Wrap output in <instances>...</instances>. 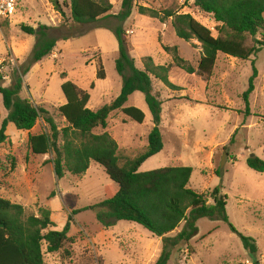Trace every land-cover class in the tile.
<instances>
[{"label": "rangeland", "instance_id": "1", "mask_svg": "<svg viewBox=\"0 0 264 264\" xmlns=\"http://www.w3.org/2000/svg\"><path fill=\"white\" fill-rule=\"evenodd\" d=\"M109 2L110 15H116L121 0ZM134 6L189 14L213 37L217 36L218 24L211 15L195 8L193 0H134ZM116 24L113 17L90 25L73 23L69 0H58V7L52 0H19L15 13L6 20L0 19V85L9 86L12 71L21 72L28 66L20 96L46 110L58 130L67 127L58 112L65 104L61 74H65V81L89 94L87 108L91 111L108 105L120 93L121 79L115 71L117 41L109 30ZM39 26L49 28L47 37L57 42L48 56L30 63L36 39L25 34L22 27ZM122 28L136 69H143L144 58H151L156 66H170L168 80L179 88L170 90L152 78L153 91L163 101L159 126L163 148L146 160L138 172L191 168L188 187L198 194L220 187L227 198L229 224L241 235L252 238L257 247L256 254L249 255L228 224L202 218L196 222L197 235L188 243L192 253L188 250L185 260L183 252L174 249L167 264H264V172L257 173L246 165L250 155L264 162V46L246 61L218 53L212 74L205 79L175 68L171 55L163 51L162 47L177 48L179 56L194 67L201 55L196 41L185 42L175 36L170 19L160 23L138 15L134 8ZM254 41L264 43V32L247 38L246 46L256 47ZM99 63L104 73L102 80L95 77ZM253 68L257 76L247 115L242 95ZM91 83L93 89L89 88ZM124 107H135L145 116L143 123L138 124L117 111L108 120L112 131L109 135L123 156L131 157L145 149L153 125L141 93H133ZM6 116L0 97V125ZM45 132L48 126L42 118L29 132H19L8 125V139L0 146V198L22 206L27 215H38L39 208L49 210L55 231H61L68 218L72 219L68 236L73 244L55 254L44 253V263L155 264L162 244L151 257L147 244L156 243L157 237L131 222L116 221L105 226L97 220L96 211L88 210L104 201L105 188L110 184L101 166L91 162L84 175L66 173L57 179L49 163L50 154H31L29 135ZM217 171H221V177L215 175ZM182 227L183 223L177 230Z\"/></svg>", "mask_w": 264, "mask_h": 264}, {"label": "trees", "instance_id": "2", "mask_svg": "<svg viewBox=\"0 0 264 264\" xmlns=\"http://www.w3.org/2000/svg\"><path fill=\"white\" fill-rule=\"evenodd\" d=\"M52 1L58 7V0ZM193 5L200 12L211 15L218 24L215 27L216 37L189 14L134 6V0H121L120 9L113 16L110 15L112 5L109 0H69L70 17L75 24L90 25L109 17L116 20V26L109 30L117 41L115 71L121 79V89L119 95L108 105L91 111L87 108L89 94L65 81V74H61L60 78L64 82L60 89L65 104L58 108V112L67 124L61 130H58L46 110L20 96L23 77L29 71L28 66L21 72L17 69L12 71L9 86L0 85L2 106L7 112L0 125V146L8 139V125H13L19 132H29L42 118L48 126V132L29 135L28 147L31 154H50L49 163L57 179L63 178L66 173L75 177L84 175L91 162L101 166L110 184L105 188L104 201L88 210L96 211L97 220L105 226L109 227L116 221L131 222L143 227L152 236L161 238L162 252L155 264H167L174 249L180 244H188L197 235L196 222L202 218L228 224L249 255L257 252L254 240L241 235L229 224L226 215L227 198L221 194L220 187L206 194L196 193L188 187L192 173L188 167L138 172L146 160L163 148L159 129L163 101L160 94L153 91L152 78L170 90L177 91L179 88L168 80L170 66H156L151 58H144L143 69H136L134 60L129 55L126 32L122 28L133 9L138 15L160 23L170 19L178 39L185 42L194 40L199 44L201 55L195 67L179 56L177 48L162 47L165 53L171 55L173 66L187 75L208 79L218 53L246 61L258 54L264 46L262 41H254L256 47L246 46L247 38H255L257 34L264 32V0H193ZM47 30L49 28L45 26L37 29L22 27L25 34L36 39L30 63L40 62L54 51L57 41L47 37ZM256 76L257 72L253 68L248 88L242 95L247 115L248 99L254 90ZM95 77L98 80L104 79L100 63ZM2 81L3 75L0 72V83ZM89 88L93 89L94 84L91 83ZM136 92L144 96L153 127L147 136L145 149L134 156L124 157L106 132L95 134L94 131L106 129L109 115L116 111H121L126 118L142 124L145 116L141 110L124 107L128 98ZM246 165L257 173L264 172V162L253 155L248 156ZM215 175L221 177V171H217ZM99 209L104 210L98 211ZM50 215V211L44 208H39L38 215H27L22 206L0 198V264H45L44 253L55 254L66 245L73 244V239L68 236L71 217L61 231H55ZM181 223L183 228L179 233L174 237L166 236ZM65 254L68 255L67 252Z\"/></svg>", "mask_w": 264, "mask_h": 264}, {"label": "crops", "instance_id": "3", "mask_svg": "<svg viewBox=\"0 0 264 264\" xmlns=\"http://www.w3.org/2000/svg\"><path fill=\"white\" fill-rule=\"evenodd\" d=\"M117 112V111H116ZM114 113V112H113ZM112 114V113H111ZM111 114L109 115V117H108V119H107V127H106V129H104V130H100V129H96L95 131H94V133L95 134H102V133H107L108 135H109V133L111 132L112 133V131H111V128H110V125H109V123H108V120H109V118H110V116H111ZM110 136V135H109ZM111 137V136H110ZM118 150L119 151H121V149L118 147ZM125 150V149H124ZM123 152V151H122ZM91 164V163H90ZM183 228V227H182ZM181 228V229H182ZM181 229L180 230H175V231H173L172 233H169L168 235H166L167 237H174L177 233H179L180 231H181ZM154 237V236H153ZM160 243L162 244V239L161 238H158L157 239V241H156V243H153V241H151L150 243H148L147 244V251H148V253H149V255H150V257L151 256H153V254H155L156 252L155 251H157V250H159V245H160ZM189 243V242H188ZM176 249H179L181 252H183L184 251V249H187V250H190L191 251V248L189 247V245L188 244H180ZM175 249V250H176ZM174 250V251H175ZM179 250H178V252H179ZM151 253V254H150ZM191 253H192V251H191Z\"/></svg>", "mask_w": 264, "mask_h": 264}, {"label": "built area", "instance_id": "4", "mask_svg": "<svg viewBox=\"0 0 264 264\" xmlns=\"http://www.w3.org/2000/svg\"><path fill=\"white\" fill-rule=\"evenodd\" d=\"M19 0H0V19L6 20L11 17L17 8ZM184 259L186 260L188 250L183 251ZM243 264H252L249 261H245Z\"/></svg>", "mask_w": 264, "mask_h": 264}, {"label": "water", "instance_id": "5", "mask_svg": "<svg viewBox=\"0 0 264 264\" xmlns=\"http://www.w3.org/2000/svg\"><path fill=\"white\" fill-rule=\"evenodd\" d=\"M255 264H259V263L257 262V263H255Z\"/></svg>", "mask_w": 264, "mask_h": 264}]
</instances>
